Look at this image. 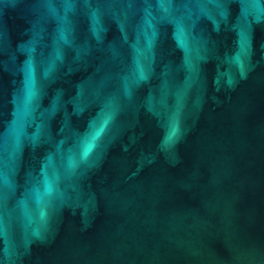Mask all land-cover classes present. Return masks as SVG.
<instances>
[{
    "label": "water",
    "instance_id": "1",
    "mask_svg": "<svg viewBox=\"0 0 264 264\" xmlns=\"http://www.w3.org/2000/svg\"><path fill=\"white\" fill-rule=\"evenodd\" d=\"M0 264H264V0H0Z\"/></svg>",
    "mask_w": 264,
    "mask_h": 264
}]
</instances>
